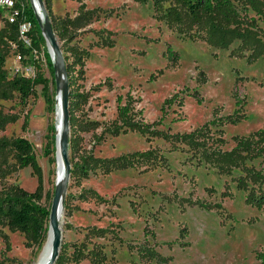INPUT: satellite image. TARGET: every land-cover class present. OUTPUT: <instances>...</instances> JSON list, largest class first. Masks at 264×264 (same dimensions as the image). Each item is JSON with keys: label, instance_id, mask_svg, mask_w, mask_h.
I'll list each match as a JSON object with an SVG mask.
<instances>
[{"label": "rangeland", "instance_id": "rangeland-1", "mask_svg": "<svg viewBox=\"0 0 264 264\" xmlns=\"http://www.w3.org/2000/svg\"><path fill=\"white\" fill-rule=\"evenodd\" d=\"M85 3L87 9L104 11L73 41L90 50L78 87L89 93L86 117L101 122L99 129L83 134L82 149L108 158L152 154L134 167L70 179L66 193L70 210L64 208L62 217L63 243L82 242L90 227H103L108 229L106 237L94 239L104 244L108 264H264V182H254L249 174L264 175V154L241 153V165L226 168L200 162L189 144L210 120L227 116L231 120L222 127L223 144L213 129L207 140L210 150L219 145L240 153L259 140L264 134V56L251 61L254 54H235L236 44L221 48L179 36L154 16L152 3ZM79 6L76 0H53L58 16H75ZM97 31L111 32L112 45H96ZM44 48L42 71L52 78ZM15 60L11 50L6 63L11 74ZM54 87L56 82L50 91L55 93L53 110L48 109L42 86L26 106L18 98L0 102L6 113L20 114L0 135L26 137L34 144L45 195L55 189L57 179L56 163L44 155L50 125L55 138L57 134ZM119 96L132 103L136 121L158 124L157 130L167 138L151 131L112 133ZM170 99V104L165 103ZM8 163L0 159V190L11 183L29 191L37 188L38 178L30 167L14 170L11 155ZM4 234L9 236L10 249ZM141 247L154 249L165 260L143 257ZM3 255L36 264L40 252L34 254L20 232L0 228Z\"/></svg>", "mask_w": 264, "mask_h": 264}, {"label": "trees", "instance_id": "trees-1", "mask_svg": "<svg viewBox=\"0 0 264 264\" xmlns=\"http://www.w3.org/2000/svg\"><path fill=\"white\" fill-rule=\"evenodd\" d=\"M16 8L20 9L16 22H10L5 15L6 10L0 8V102L18 98L20 103L26 106L29 99L37 95V87L42 86V95L45 97L49 110H53L55 93H51V85L55 86V70L50 54L46 46V40L40 30L35 10L30 0H16ZM19 1L24 4L23 8ZM80 3L78 13L75 16H58L53 11V0H44L46 8L52 19L53 28L62 42V50L65 56L68 79L70 85V179L79 180L88 178L93 172L102 171L106 174L116 170L127 169L148 161L152 153L134 152L118 157L96 156L92 151H83L82 142L84 133L95 131L101 127L99 120L86 117L85 107L89 103V93L80 90L78 81L84 78L85 65L90 58V50L73 43L79 33L87 31L95 21L101 19L103 9H87L86 0H76ZM138 3H152L154 16L164 21L167 27L177 31L179 36L204 40L213 46L229 48L236 44L235 54L244 57L246 52L255 55L249 58L251 61L264 56V0H134ZM22 22H28L29 35L32 38L33 48L39 53L44 46L46 62L52 78L46 77L41 64H37V73L33 78L13 76L6 67L7 59L12 50L14 54L21 52L29 55L30 49L24 48L19 41V26ZM109 31H97L99 40L96 45H112L108 35ZM109 41H108V40ZM18 44V49L13 44ZM56 92V87L53 88ZM172 99L165 103L170 104ZM118 119L114 123L111 132L115 135L129 130L142 133L151 131L156 136L167 138L161 130H157L158 124H146L136 121L132 103L124 102V97L118 98ZM1 107V104H0ZM20 114L6 113L0 108V133L8 124L18 121ZM26 118L24 127L26 128ZM230 117L214 118L198 130V136L189 141L190 149L194 155L206 164H220L226 168L241 165L244 158L241 153L264 154V134L259 140L251 141L245 150L240 153L236 150L225 151L218 145L217 150H210L207 140L211 137L213 129L218 132L220 145L223 140L220 137L222 127L229 123ZM109 129V128H108ZM54 127L50 125L48 141L44 148V155L49 157L50 163H56L53 154L57 152L56 138L53 135ZM9 155L15 159L14 170L30 167L38 178V185L34 191H29L18 183L5 185L0 190V228H7L10 232H20L26 238V246L32 248L34 254L41 252L48 235L49 219L55 189L47 192L44 189V174L34 144L26 137H6L0 135V159L8 164ZM157 155H154L156 157ZM256 183L264 182V175L249 173ZM264 196V194H263ZM96 197L104 200L99 194ZM45 198L48 200L46 201ZM69 198L65 199V210H70ZM107 228L90 227L85 234V239L79 243H63L61 253L55 264H80L83 260H89L91 264H108L109 258L104 244L95 241L105 238ZM3 237L10 249L9 236ZM95 238V239H94ZM140 253L149 260L163 263L165 258L154 249L141 247ZM0 264H22L16 258L7 255L0 256Z\"/></svg>", "mask_w": 264, "mask_h": 264}, {"label": "water", "instance_id": "water-1", "mask_svg": "<svg viewBox=\"0 0 264 264\" xmlns=\"http://www.w3.org/2000/svg\"><path fill=\"white\" fill-rule=\"evenodd\" d=\"M41 7V16L38 14L34 4V0H30L36 14V18L46 40V46L53 62L55 70L56 91L61 94L62 110H63V125L64 129L60 137V154L65 167V175L56 179L55 194L52 201L49 230L47 240L50 238V257L43 263L39 264H55L60 256L63 244V230L61 227L60 215L65 208V199L68 189L71 173L70 161V85L68 79L67 64L65 56L59 42V38L53 28L52 19L46 8L44 0H37ZM57 140V137H56ZM44 249V246L43 248Z\"/></svg>", "mask_w": 264, "mask_h": 264}, {"label": "built area", "instance_id": "built-area-1", "mask_svg": "<svg viewBox=\"0 0 264 264\" xmlns=\"http://www.w3.org/2000/svg\"><path fill=\"white\" fill-rule=\"evenodd\" d=\"M16 0H0V8H4L10 22H16L20 9L16 8ZM22 5V1H19ZM30 26L28 22H22L19 26V41L24 48L30 49L29 55L18 52L15 54V64L12 68L13 76L33 78L37 73V64L42 61L41 53L33 48L32 38L29 35ZM13 48L18 49V44L14 43Z\"/></svg>", "mask_w": 264, "mask_h": 264}, {"label": "bare ground", "instance_id": "bare-ground-1", "mask_svg": "<svg viewBox=\"0 0 264 264\" xmlns=\"http://www.w3.org/2000/svg\"><path fill=\"white\" fill-rule=\"evenodd\" d=\"M35 7L37 9L38 14L41 16V7L37 0H34ZM55 118H56V146H57V153H56V170H57V178L61 179L65 175V167L63 160L61 158L60 154V137L62 135L64 125H63V110H62V101H61V94L60 92L57 93V104H56V112H55ZM64 211L60 215V221H61V227L63 229L62 225V217H63ZM50 238L46 240L44 244V249L41 250L38 261L36 264H39L40 262H45L50 257Z\"/></svg>", "mask_w": 264, "mask_h": 264}]
</instances>
